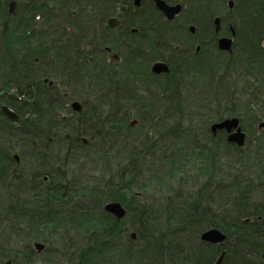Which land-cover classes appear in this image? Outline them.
<instances>
[{
	"label": "trees",
	"instance_id": "1",
	"mask_svg": "<svg viewBox=\"0 0 264 264\" xmlns=\"http://www.w3.org/2000/svg\"><path fill=\"white\" fill-rule=\"evenodd\" d=\"M15 1V12L9 16L22 17L24 6L31 11L34 2L45 8L48 2L63 0ZM237 9L240 22L232 55L223 57L213 49L210 54L191 60L189 54L175 50L169 57L131 53L125 61V73L132 77L129 81L114 75L116 72L104 56L97 55L92 31L85 29L90 27L88 23H69L72 31L54 37L35 34L30 29L33 12H27L29 19L0 22L1 45L7 49L21 45L20 50L25 49L27 54L21 53L20 65L16 67L11 59L5 60L0 106L7 105L18 118L9 119L0 111V138L16 140L21 147L19 154L28 155V160L37 165L34 170L29 164L27 173L16 163L12 146L0 143V226H5L0 233L8 236L7 230L16 236L14 245L8 239H0V256L17 264H30L37 252L32 240L43 241L39 230L48 227L47 237L61 242L64 264H212L222 250L223 264H264L263 200H255L249 194L254 184L252 174L237 166L230 168L244 166V161L250 163V155L244 153L252 151L251 137L256 146L264 145V129L256 138L258 134L250 129L264 120V0H240ZM1 11L5 13L0 3ZM87 46H93L92 50ZM234 57L242 60L236 62ZM156 58L167 61L168 73L156 76L149 72V63ZM51 61L61 64L57 67L63 72L59 91H53L54 85L42 83L41 76H46L38 72V67L55 68ZM220 63L224 65L220 67ZM236 63L241 65L240 82L244 88L238 97L218 73L222 68L226 75L228 67L235 72ZM138 64L145 66L140 81L147 79L150 83L141 87L149 97L145 104L137 102L138 89L132 86L141 83L133 71ZM82 74L92 79L86 93H69V86L84 84ZM75 100L81 105L77 112L70 106ZM116 100L123 101V105ZM125 101L130 104L125 106ZM136 106L142 107L141 113L153 112L158 120L155 126H161L171 136L160 156L144 146L146 163L138 160V145L128 139L139 136L131 133L130 115ZM230 117H238L246 132L244 147L228 142L224 130L213 134L209 129L212 122ZM218 146L234 156H224L231 169L229 181L223 180L221 172L212 170L194 191L179 186L174 195L181 197L180 201L169 203L172 207L162 219L149 203L133 204L132 199L124 197L132 186L146 187L150 180H157V174H164L157 172V161L172 162L189 151L190 155H207L218 150ZM253 152L252 163H261V157H255L261 152L259 147ZM259 169L254 168V178ZM262 175L264 171L259 172L258 179ZM202 190H208L207 200L219 194L225 208H203L200 199L193 198H199ZM112 202L125 209L122 218L104 210V205ZM226 212H230V217L224 216ZM127 222L129 230L125 229ZM209 228L225 235L222 244L200 240L199 233ZM129 231L136 235L135 239Z\"/></svg>",
	"mask_w": 264,
	"mask_h": 264
},
{
	"label": "flooded vegetation",
	"instance_id": "2",
	"mask_svg": "<svg viewBox=\"0 0 264 264\" xmlns=\"http://www.w3.org/2000/svg\"><path fill=\"white\" fill-rule=\"evenodd\" d=\"M10 1L12 0H0L8 15L5 16V13L1 11L0 22L7 19H29L26 15L27 12L30 14L33 12L35 14L34 18L33 16L31 18L30 29L35 34L43 33L57 37L73 30L69 23L90 24V27L85 29L92 31L97 55L100 58L104 56L106 63L114 66L112 69L114 72L119 67L122 51L124 54L127 52L129 54H145L146 56L155 54L169 57L175 50L182 51L184 55L189 54L191 60H197L215 49L223 57H228L235 50L236 26L240 22L237 9L240 0H159L168 6H180L178 13L172 18H168L162 13L157 7L156 0H63L56 4L48 2L45 8L38 2H34L30 8L31 11L24 6L22 17L19 15L17 17L9 16L14 14L17 7L16 1L13 0L14 7L12 12H9ZM39 20L40 22H38ZM52 23H57L58 26L55 27ZM44 28L50 30L42 31ZM221 37L231 39V53L218 48L217 41ZM171 38L173 39L171 40ZM92 48L93 46H87L88 50H92ZM5 50L6 48L0 47V57H5L4 60L0 58V79L5 76V70H3L5 60L11 59L15 67L19 66L21 53L25 54L26 52L25 49L22 51L18 47L7 49L8 54ZM76 58L78 59V57ZM46 59L51 60L50 58ZM34 61L36 63L38 58L35 57ZM155 62L165 63L168 71L152 72L151 67ZM124 65L126 66V64ZM51 66L57 68L61 67V64L51 61ZM125 66H123L124 69ZM148 68L149 72L156 76H162L170 71L167 61L160 58L151 61ZM42 79L43 83L52 86V80L50 83L45 77ZM242 131L244 130L242 129ZM225 133L228 134L226 131Z\"/></svg>",
	"mask_w": 264,
	"mask_h": 264
},
{
	"label": "rangeland",
	"instance_id": "3",
	"mask_svg": "<svg viewBox=\"0 0 264 264\" xmlns=\"http://www.w3.org/2000/svg\"><path fill=\"white\" fill-rule=\"evenodd\" d=\"M38 22H40V20ZM0 38L2 39L1 36H0ZM172 39L173 38H171V40ZM0 43H1V40H0ZM15 45L16 44H14V46ZM0 47L4 48L5 46L0 44ZM16 47L20 48L22 46L20 45V46H16ZM10 49H12V48H10ZM5 51L8 54L7 48ZM10 54H11V52H10ZM146 54H148V53H146ZM120 56H121V59L118 63L119 69L117 68V71H116V73H114V75L116 74L118 76L123 77L124 79L127 78L128 81L132 80V77L129 78V76L126 75L125 71L128 70V67L124 65L125 60L130 58V54L127 52H125V54H124L122 51ZM144 56H146V55L144 54ZM0 58H3V60H4L5 57H0ZM234 58H235L236 62L239 59L237 57H234ZM241 60L242 59H239V62ZM6 62L10 63L9 60ZM220 64H221L220 67H222L224 65V63H220ZM110 66H111V69H114L113 65H110ZM123 66H125L126 68L124 69ZM144 67L145 66L143 64H138L135 67V69H133L134 72H137L134 75H136L138 81H140L139 78L142 77L141 71ZM38 68H39L38 70H40V71H38L39 73L41 72V74H45V76H46L45 78L47 81H50V83H52V81H53L52 85H54V87H55L53 91H59L62 89L61 88V82L62 81L60 80V76H62L61 74H63V72H61L60 68L57 69L55 67L52 69L50 66L48 67L49 70H47L45 68L43 69V67H38ZM233 68L236 70L235 72H231L229 67H228L226 69V75L222 74L223 73L222 68L218 73L222 76L221 81L223 80L225 84L228 83L229 90L233 92L234 96L238 97L240 95H243V92H244V88L240 82V79L242 77L243 72H242L240 64H237ZM81 73H83V72L81 71ZM78 74L80 75V70H79ZM83 75L84 74H82L80 76L81 80H83L82 79ZM42 78L43 77L41 76V82L43 80ZM192 78H193V80H196L194 78V76H192ZM218 79H219V76L215 77L214 81L217 82ZM91 80L92 79H87V76L84 75V84L83 83L80 84L79 85L80 87H78V86L75 87V85L71 86V87L69 86L68 92L70 93V91L74 90L76 93H84V92L86 93V86H87L88 82ZM140 82L141 83H137V84L133 83L132 86L135 87V89H138L141 91V93H138V90H137V94L135 95L137 102H139V104L140 103L145 104L146 101H149L148 100L149 97L144 94L143 88H141V87L146 86V85L149 86L150 83H148L149 81L147 79L144 81H140ZM70 84H71V82L69 83V85ZM152 88L155 89V87H152ZM88 97H91V96H88ZM71 102H73V101H71ZM115 103H117L119 105H123V101L116 100ZM124 103H125L124 104L125 106H128L130 104L127 101H125ZM187 104H189V103H187ZM212 104H213V102H212ZM193 108H194V106H193ZM194 110H195V108H194ZM142 111L143 110H142L141 106H139V107L136 106L135 110L134 109L131 110V115H130V122L132 124L131 133H134V134L138 133L139 136L135 137V138H133V136H132V138H128V139H129V142L131 144L135 143L138 145V146H136L137 149H135V150H137L136 152H137L138 160L146 163L147 157H146V151L144 150V146L145 147L149 146V149L153 150L157 156H160V155H162V153H163L162 151L164 150V148H166V145H167L168 141L170 140L171 136L168 135L169 131L167 132V130L160 129L161 126L160 127L155 126V122L158 123V120L156 119L157 117L153 114V112L152 113H148V112L147 113L146 112L141 113ZM219 111L220 110L218 109L216 113L219 114L220 113ZM110 112H111V110H110ZM129 112H130V110H129ZM183 112L185 115H186V113H188L185 108H184ZM202 112H203V110H202ZM159 113L162 115L161 111ZM137 114L140 116H138ZM161 115H159V116H161ZM64 117H65V115H64ZM236 118H238V117H236ZM238 120H239V118H238ZM215 122H217V121H215ZM159 123H162V122H159ZM240 124L241 123L239 120V125ZM150 125L153 126V128H154L153 130L150 129ZM250 129H251V133L258 134L255 136V138L262 134V131H261L262 128H258L257 125L251 126ZM217 131L218 130H216V132ZM215 133H213V134H215ZM244 133H245V141H246L247 135H246L245 131H244ZM261 137H264V136H261ZM200 140L203 141L202 139H200ZM249 141H250L249 143H250V146L252 148L251 149L252 151L249 152V151L245 150L244 155L245 154L250 155L249 156L250 163H248V161L247 162L244 161L243 162L244 166L233 165L230 167L228 165L229 162L227 161V159L224 156H227V155L233 156V155H231L230 153H228L224 149L222 150V148L219 146L217 147L218 150L217 149L212 150L211 152H208L207 155H205V153H201L200 155H198V154L197 155L196 154L190 155V151H189L188 154L184 153L183 155H181V158L178 157V158L171 159L172 162L168 161L165 163L163 162V164H161V162L157 161L154 164V166L157 167L159 170V171L157 170V172L158 173H164V174L163 175L157 174L156 175L157 180H155V182L150 180L149 184H147L146 187H141L139 184L132 186L131 190L124 192V197L127 200L132 199L131 201L133 204H139V203L147 204V203H149L150 208H152L155 212H157L156 214L160 215L161 219H162L167 214V211H169L171 209L170 207H172V206H169V203L174 204L175 202L180 201L181 197H176L174 195L175 190L178 189L179 186L183 187V189L188 190V192L194 191V189L199 188V186L206 181V179L209 175V171L212 172V170H216L218 172H221L222 175L224 174L222 176L223 180L228 182L229 181L228 177H230L229 172H231L230 170L233 167L237 166L236 168L244 169L246 171V173L252 174V178L254 179L253 180L254 184H253V187L249 190V194H251L255 200H258V199L260 201L263 200V204H264V175H262V179H258L259 178L258 177L259 172L264 171V145L262 143L261 145L256 146L257 144L254 142L252 137L250 138ZM0 143L1 144L4 143L6 146H8V148L12 146V148L14 149V150H12L13 151L12 155L17 156L16 163L19 164L20 166L22 165L23 169L25 171L27 170V173H28V170H30L29 164H31L33 166V169L35 170L37 165L35 163L31 162V160H28V155H26V154L20 155L19 154L20 148H21L20 143H18L16 140L5 141L4 138H0ZM244 145H245V142H244L243 146H241V147H244ZM255 146L259 147V151H261L255 155L256 158L261 157V163H259V162H253L252 163V161H254V160H252V157H254L253 156V153H254L253 150H254V148H256ZM128 148L130 149V146H128ZM128 148H126V149H128ZM170 150H172V149H170ZM174 155H176V154H174ZM213 157H214V159H213ZM222 157H224V158H222ZM255 161H257V160H255ZM254 168L255 169L260 168L259 170H257L258 172H257L255 178L253 176L254 175V173H253ZM94 169L97 170V166H95ZM226 173H227V175H225ZM214 174H217V172H215ZM207 192H208V190L206 192H205V190H202L200 192L201 195L199 196V198H195V197H193V198L194 199H200V205L203 208L206 206H209L211 208L210 210H213V211L217 210V208H225V204H223L225 201L223 199L221 201H219V198H220L219 194L217 195L215 193L214 194L215 196L213 195L212 198L210 197L211 198L210 200H207V198H206ZM194 193L195 192H192V194H194ZM224 216L226 218L230 217V212H226L224 214ZM129 225H130V222H127L125 225V229L129 230L128 229ZM4 227L5 226L1 225L0 229H3ZM1 231H3V230H1ZM5 231H6L5 233H8V236H3V234L0 233V239L2 238L3 241H4V239H8L7 241H9L11 245H14L15 238H16L14 232H7V230H5ZM190 231H192V230H190ZM203 231H201L199 233V238H200V234ZM39 232L43 236V241L39 240V239H34V240H32V245L34 242H39L40 244H42V248L40 250L36 249L37 250L36 255L33 256V259L30 262V264H64V261L62 260L61 253H60L61 248H62L61 242H58V240H54L50 236L47 237L48 232H50L48 227H46V228L43 227L42 229L39 230ZM131 233L132 232L129 231V234H131ZM135 238H136V235H135ZM135 238H132V239H135ZM222 242L221 243H215V244H222ZM4 263L17 264L15 261H12L9 258H6V257L1 255L0 256V264H4ZM222 264H223V262H222Z\"/></svg>",
	"mask_w": 264,
	"mask_h": 264
},
{
	"label": "water",
	"instance_id": "4",
	"mask_svg": "<svg viewBox=\"0 0 264 264\" xmlns=\"http://www.w3.org/2000/svg\"><path fill=\"white\" fill-rule=\"evenodd\" d=\"M157 7L162 11L164 15L168 18H172L176 13L179 11V5L174 7L166 5L163 1L156 0ZM14 7V1H10L9 3V12H12ZM111 24V23H110ZM218 48L220 50H225L228 52H232L231 48V39L226 37H221L217 41ZM151 71L154 73L160 72H167L168 67L165 63L162 62H155L152 67ZM71 108L75 111L81 110V105L79 101H73L71 103ZM1 111L3 114L7 115L9 118L15 120L18 118L17 114L8 108L6 105L1 107ZM258 128H264V120L260 121L257 124ZM224 129L227 134V141L237 145L238 147L243 146L245 142V133L242 131L241 126L239 125V120L236 117L225 118L221 121L214 122L210 125V130L212 133H215L216 130ZM83 143H86V140L83 139ZM17 160V156H14ZM104 210L114 215L116 218L120 219L125 214V209L117 202L107 203L104 205ZM131 238H135V234L132 232L130 234ZM200 239L204 242L208 243H221L225 239V235L216 228H209L204 230L200 234ZM37 250L42 248V244L36 243L35 244ZM225 255V250H222L220 254L217 256L215 261L212 264H222L223 258ZM261 258L264 259V252L261 254Z\"/></svg>",
	"mask_w": 264,
	"mask_h": 264
},
{
	"label": "bare ground",
	"instance_id": "5",
	"mask_svg": "<svg viewBox=\"0 0 264 264\" xmlns=\"http://www.w3.org/2000/svg\"><path fill=\"white\" fill-rule=\"evenodd\" d=\"M4 115H5V114H4ZM6 116H7V115H6ZM7 117H8V116H7ZM8 118H9V117H8ZM9 119H11V118H9ZM214 122H215V121H214ZM214 122H212L211 124H213ZM223 130H224V129H223ZM83 139H85V138H83ZM85 140H86V139H85ZM86 143H87V141H86ZM86 143H84V144H86ZM14 158H15V157H14ZM15 160H16V159H15ZM36 243H39V242H34V243H33V246H34L35 249H37L36 246H35ZM39 244H40V243H39ZM36 251H37V250H36Z\"/></svg>",
	"mask_w": 264,
	"mask_h": 264
}]
</instances>
